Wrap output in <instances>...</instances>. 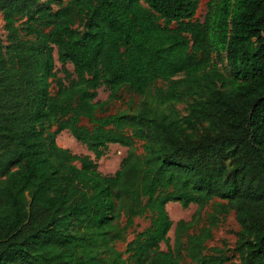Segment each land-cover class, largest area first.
<instances>
[{
	"label": "trees",
	"instance_id": "obj_1",
	"mask_svg": "<svg viewBox=\"0 0 264 264\" xmlns=\"http://www.w3.org/2000/svg\"><path fill=\"white\" fill-rule=\"evenodd\" d=\"M198 5L0 0V264H264V0H208L202 20ZM124 91L134 111L98 115ZM63 129L95 158L127 153L102 174ZM169 201L197 206L172 243ZM231 211L234 247H208Z\"/></svg>",
	"mask_w": 264,
	"mask_h": 264
},
{
	"label": "rangeland",
	"instance_id": "obj_2",
	"mask_svg": "<svg viewBox=\"0 0 264 264\" xmlns=\"http://www.w3.org/2000/svg\"><path fill=\"white\" fill-rule=\"evenodd\" d=\"M66 1L67 0H63L64 3ZM207 1L208 0H199V5L195 14V18L199 20L203 19V16L206 12ZM53 6L57 7L55 3L53 4ZM82 25L83 23H80L79 25L80 29H82ZM0 33L4 38L6 35V30L4 29V21L1 13H0ZM53 56L55 59V70L57 71L58 75H63V73L61 72L62 66L60 62H58L57 60L56 49L53 51ZM66 67L69 70H72V66L70 64H67ZM51 89L52 91L56 89L54 84H52ZM108 93H109L108 90L104 86H101L98 89V94L96 99L100 101L105 100L108 96ZM139 99H140L139 95L131 94L124 91L122 92L121 97L118 100L110 103L107 110L98 112V115L121 112V111L132 112L135 110ZM184 107H185L184 104L177 105V108L181 111V114H184ZM82 123L87 124L85 119L82 120ZM55 129L56 126H53L52 130ZM56 141L60 146L68 148L75 154L89 155L90 158L96 161L97 168L102 174H111L115 170H117L120 165L121 159L126 155L128 150L127 147L125 146H121L117 143H110L108 145L106 152L100 158H95L94 153L90 151L85 144L78 141L67 129H63L57 133ZM136 149L137 152H142L141 142L136 143ZM165 208L167 210L169 217L173 221V225L167 234L170 238V243H172L174 223L179 219H183L186 221L191 220L197 211V206L196 204L191 203L188 207L183 208L178 202L169 201L165 204ZM210 210H211V204L207 205L204 208L199 222L197 224H194V226L190 229V231L197 230L202 224H204L206 213ZM148 224H149V220L147 217H143V216L136 217L135 224L132 228H130L126 240L117 242L116 247L118 249L124 250L127 241L133 238L134 232L143 230L145 227L148 226ZM238 229L239 226L234 218V213L233 211H231L227 215H225L220 221L219 225L216 228H214L213 236L207 242L208 247L212 245L224 244L226 247H229V249H232L234 247V242L236 239V231ZM160 248L163 250H167V246L164 242L160 243ZM231 253L232 250L228 252L229 255H231ZM234 261H236V258L231 257L230 262L234 263ZM230 262L226 264H230ZM181 264H190V262L189 260H185Z\"/></svg>",
	"mask_w": 264,
	"mask_h": 264
}]
</instances>
